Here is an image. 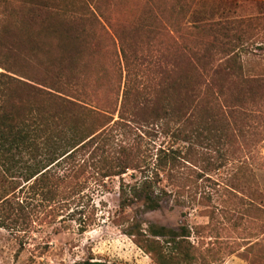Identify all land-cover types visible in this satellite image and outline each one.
<instances>
[{
	"label": "rangeland",
	"instance_id": "obj_1",
	"mask_svg": "<svg viewBox=\"0 0 264 264\" xmlns=\"http://www.w3.org/2000/svg\"><path fill=\"white\" fill-rule=\"evenodd\" d=\"M104 1L126 55L117 28L87 22L86 67L59 89L96 111L75 110L71 123L108 131L109 145L95 163L26 184L0 158V264H264V0ZM12 31L21 79L41 88L47 71L59 75L50 30ZM10 89L0 81V107ZM118 159L124 174L110 176ZM144 178L155 209L126 200Z\"/></svg>",
	"mask_w": 264,
	"mask_h": 264
},
{
	"label": "trees",
	"instance_id": "obj_2",
	"mask_svg": "<svg viewBox=\"0 0 264 264\" xmlns=\"http://www.w3.org/2000/svg\"><path fill=\"white\" fill-rule=\"evenodd\" d=\"M20 7H15L13 0H0V81L10 84L11 89L8 94V100L0 107V158L7 165L9 172H15L25 178V184L31 182L33 178H47L51 170L57 167L65 166L67 170L72 167H81L90 163H95L92 155L96 151H102L100 142H103V153L108 147L110 133L108 131L102 134L86 135V130L82 126H75L71 122L75 110H84L95 113L96 111L83 107L76 103L72 98L75 94L71 92H62L59 80L65 78L71 81L73 69L86 67L84 63L85 51L87 48V38L82 36L86 33L87 22L95 23L103 21L109 28L115 29L113 36L121 44V53L126 55V35L119 29L121 25H111L109 18L104 17L101 9L105 5L104 0H72L66 2L63 0H23ZM73 7L75 10L69 12L67 7ZM60 21H57V27L53 28V22L50 20L54 13L63 12ZM147 19L148 16L146 15ZM145 21L144 18L141 19ZM21 23L33 25L43 24L46 30H50L54 41H57L61 48L62 67L59 75L56 72L47 71L53 78L48 77L41 81L43 87H36L26 83L25 78L19 75L23 68L18 64V59L22 55L20 48L21 38L12 31V27ZM125 37V38H124ZM80 47V49H78ZM49 55L50 52L46 51ZM38 55V54H37ZM37 55L35 57H37ZM45 57V54H44ZM56 61V63H58ZM178 59H174V67ZM57 79V81H56ZM30 81V79H29ZM15 89V90H13ZM13 90V91H12ZM21 90V95H15L16 91ZM67 96V97H65ZM72 99H71V98ZM65 129V132L53 134L54 130ZM50 131V133H49ZM91 153L88 155V152ZM86 155L88 156L87 158ZM23 158L26 159L23 168ZM116 163L115 174L118 176L124 174V162L119 159ZM31 162V164H30ZM109 177V176H105ZM67 179L63 176L60 179ZM96 179V178H94ZM97 181V179H96ZM153 180L144 178L136 181L132 185H127L123 197L130 203L140 200L149 209L158 207L153 199ZM23 188V187H22ZM22 188L20 190H22ZM4 203V202H3ZM9 203V202H8ZM12 204V203H10ZM0 227L2 224L0 223ZM152 232L155 236L165 237L167 235L175 236V232H166L165 228ZM170 233V234H167ZM75 264H107L101 261L86 260Z\"/></svg>",
	"mask_w": 264,
	"mask_h": 264
}]
</instances>
